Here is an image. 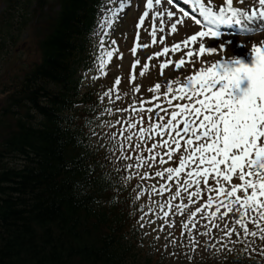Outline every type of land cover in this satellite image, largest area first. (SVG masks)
Listing matches in <instances>:
<instances>
[{
    "label": "snow or ice",
    "instance_id": "obj_1",
    "mask_svg": "<svg viewBox=\"0 0 264 264\" xmlns=\"http://www.w3.org/2000/svg\"><path fill=\"white\" fill-rule=\"evenodd\" d=\"M192 2L204 23L193 15L200 30L171 45L172 53L181 48L187 51L176 61L161 62L159 68L163 75L168 65L174 63L178 71L187 61L194 71L178 72L163 85L155 83L149 89L153 93L150 99L156 101L155 104L145 107L146 102L134 96L131 104L117 109L128 113L126 119H118L115 124L106 121L97 124L99 131L90 130L111 145L117 167L130 171L125 180L136 176L143 183L160 178L156 185H149L150 192L137 184L135 194V198L140 199L141 195L155 193L163 201L156 204L159 209L156 214H162L163 224L153 229L157 231L155 239H159L165 225L175 226L169 216L179 214L183 229L180 237L171 231L165 237L174 248L180 246L195 251L201 247L200 237H207L206 248L246 253L252 259H256L253 254L258 253V264H264V43L252 44L244 55L236 54L234 49L231 57L210 64L201 60L199 68L195 65V60L203 54L218 51L215 46L206 47L204 38L221 37L222 26L239 25L240 33L249 34L257 30L249 24L260 21L264 27V0H258L259 8H252L250 12L234 7L233 0H226L218 11L206 6L203 0ZM161 4L162 0H147L145 11L139 17V24H143L151 10L153 42L157 39V19L162 32L170 28L175 33L189 15L181 9L182 15L173 20L175 13L167 8L159 10L157 6ZM198 38L197 50L193 45ZM111 44L115 45L116 41L112 40ZM99 47L103 55L97 57L95 71L103 75L113 50L105 51L107 46L103 42ZM219 48L224 49L225 44L219 43ZM131 51L135 53L136 47ZM162 52L168 54L169 46H164ZM153 55L159 57L161 52ZM135 63L141 62L136 60ZM148 68L147 63L143 64L140 75ZM119 83L120 77H117L115 85ZM139 87L133 85V93L138 92ZM104 96L111 102L113 88L106 90L101 98ZM115 99L118 101L121 96L117 94ZM116 125H120L119 130ZM234 178L238 182H234ZM152 223L149 218L148 225ZM141 227L145 224L141 223Z\"/></svg>",
    "mask_w": 264,
    "mask_h": 264
},
{
    "label": "trees",
    "instance_id": "obj_2",
    "mask_svg": "<svg viewBox=\"0 0 264 264\" xmlns=\"http://www.w3.org/2000/svg\"><path fill=\"white\" fill-rule=\"evenodd\" d=\"M100 1L60 0L37 42L38 61L3 91L0 264H136L123 238L139 220L138 199L116 191L107 154L85 145L76 123L65 127L62 113ZM2 41L15 42L9 32ZM258 260L244 253L231 264Z\"/></svg>",
    "mask_w": 264,
    "mask_h": 264
},
{
    "label": "rangeland",
    "instance_id": "obj_3",
    "mask_svg": "<svg viewBox=\"0 0 264 264\" xmlns=\"http://www.w3.org/2000/svg\"><path fill=\"white\" fill-rule=\"evenodd\" d=\"M124 0H110L109 5L107 6H103L102 10H101V14H106L107 10H108V14L113 13L114 10L118 9L119 5L123 3ZM141 0L137 1V3H140ZM208 3L210 5H212V1L207 0ZM246 5L247 7L255 5L258 3V0H246ZM226 2H222V3H218L216 4V6H224ZM134 5L132 6L129 10H126L125 13L118 18L117 22L118 25H111L110 28L107 30V27L109 26V23L106 24V30L107 33L109 35H111L113 32L116 33L117 35L121 36L120 38V44L121 47L123 49V52L121 54L118 55L119 59L117 60V62L114 65V61H112L111 63V70H110V75H117L118 72L120 71H124V69L129 65V63L131 61L134 60V54L132 55L131 53H129V45L131 43V40H133L134 44H138L140 45V43L142 44H147L150 47V51L149 52H145L144 58L151 56L153 51L158 50V52H161L162 57H164V59L162 60L163 62L165 60L171 59L173 61H176L180 58V56L187 51V49L185 48H181L180 51H177L175 53L171 52V45L177 42L182 41L184 38H186L187 35H191L194 34L197 29L193 26H191L189 23H187L185 20H183V22L181 24H179L177 26V35L175 36V39H173L172 42L170 43H166L163 44L160 41V36L162 34L168 35L170 33H172L170 31V28H165V30L162 32L160 30L159 25V20L157 19L155 21V25H157V27L155 28V30L157 31V39L155 42H153V40L151 39V31L153 30V23L152 22V18H151V12H149V17L148 19L143 23V24H139V20H138V15L141 11L145 10V7L143 4L139 5V8H136V6L138 5ZM259 5V4H258ZM3 6L0 7V9ZM161 11H163L164 9H159ZM179 18L178 16H174L172 19L175 20ZM139 24V27L137 26ZM115 26L114 30L112 29ZM113 30V31H112ZM35 35V32H34ZM26 36H24L25 38ZM239 41L238 44H243L244 47L240 48L237 47V43L235 41ZM200 41V38H198V42L193 45L194 48H197L198 50V43ZM205 41V46H215L217 47L218 51L216 53H212V54H208L205 53L203 54L199 59L195 60V65L196 68H199L201 66V60L207 61L209 64L212 62H215L218 59L221 58H227V57H231L234 54V49H235V53L236 54H240V55H244L246 54L247 50H249L251 48L252 44L246 45V43L248 41L245 40H240V39H235L232 37H228V38H222L220 40H216V39H212V38H208L205 37L204 38ZM228 41H231V43H228ZM219 43H224L225 44V48L224 49H220L219 48ZM29 45V44H27ZM25 46L26 48L28 46ZM144 46V45H143ZM164 46H169L170 48V52L168 54H165L162 52V49ZM7 58V57H6ZM30 61V59H29ZM159 63V61H156L153 59V62L151 63V67H153L155 64ZM158 67L159 65H157L156 68V73H157V82H161L164 81L165 79L169 78L170 76H176L179 73H183V74H188L194 71L193 67L191 66L190 63H188L186 61V65L185 66H181V68L177 71L175 70V65L170 64L167 67H165V69L163 70V75H158ZM2 66L0 65V71H1ZM183 78V77H181ZM149 79V76L147 75L146 72H144L143 76L140 75V71L137 73V77L133 79L135 85H139V89L143 90L144 88H146L147 85V81ZM156 82V83H157ZM138 95L140 96H145L146 94L143 91H138ZM153 95V93L150 91L149 95L147 96L148 98H151ZM160 178H156L154 177L153 180H155V182L157 183V181H159ZM154 195V193H152L150 196ZM161 197L159 196H155V197H145L144 198V202H151L154 203L155 208L151 213H146V217L145 219L142 220L141 223L145 224V227H141V224L138 226L139 229L142 228V230L148 234V237L150 239L156 240L159 245L160 248L163 250L160 255V260L159 263L160 264H172V259L175 260V262L173 264H177L179 261L181 260H190L192 262H195V260L199 259V258H203L205 256H207V248L205 247V241L207 240V237H200V245L201 247H198L195 249V251H191L186 249L185 247H180L178 246L177 249H175V251L171 250L169 244L167 243L168 241L165 239V237L167 236L168 232L171 231L172 233H174V231L176 229H179L180 232L175 234V236L177 238L180 237L183 229H182V224H181V217L179 214L175 215V216H169L170 220L175 221V226L169 228L167 225L164 226V231H160L159 232V239H155V237L157 236V231H153V229H157L158 225L163 224V219H162V214L161 216H157V212L159 211V209L156 208V204L159 201L160 202ZM149 218L153 221V223L149 226L148 225V220ZM199 226V225H198ZM195 231V230H193ZM215 231V230H213ZM178 243H179V239H178ZM184 243L186 244L187 241L185 240ZM165 244H168V247L165 248ZM159 245H149L148 243L144 244L145 247H148L147 249V253L151 254L152 252L150 250L152 249H158ZM164 248V249H163ZM175 253V254H172Z\"/></svg>",
    "mask_w": 264,
    "mask_h": 264
},
{
    "label": "bare ground",
    "instance_id": "obj_4",
    "mask_svg": "<svg viewBox=\"0 0 264 264\" xmlns=\"http://www.w3.org/2000/svg\"><path fill=\"white\" fill-rule=\"evenodd\" d=\"M255 24L258 25V26H261V22H260V21H257ZM258 40H259V43H258V44H260V43H264V33H263L262 36H260V37L258 38ZM251 41H254V40H251Z\"/></svg>",
    "mask_w": 264,
    "mask_h": 264
}]
</instances>
